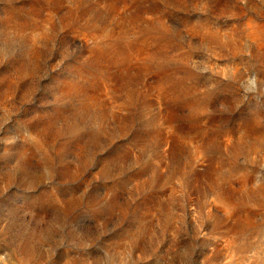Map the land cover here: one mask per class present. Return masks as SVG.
<instances>
[{
  "label": "rangeland",
  "instance_id": "obj_1",
  "mask_svg": "<svg viewBox=\"0 0 264 264\" xmlns=\"http://www.w3.org/2000/svg\"><path fill=\"white\" fill-rule=\"evenodd\" d=\"M0 264H264V0H0Z\"/></svg>",
  "mask_w": 264,
  "mask_h": 264
}]
</instances>
